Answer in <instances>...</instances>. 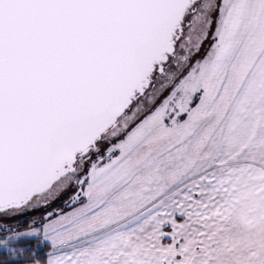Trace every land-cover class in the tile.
I'll return each instance as SVG.
<instances>
[{
  "label": "snow or ice",
  "instance_id": "6c2138e0",
  "mask_svg": "<svg viewBox=\"0 0 264 264\" xmlns=\"http://www.w3.org/2000/svg\"><path fill=\"white\" fill-rule=\"evenodd\" d=\"M0 264H264V0H0Z\"/></svg>",
  "mask_w": 264,
  "mask_h": 264
}]
</instances>
